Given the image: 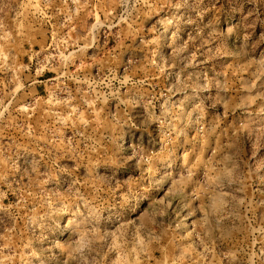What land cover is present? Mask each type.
<instances>
[{
	"label": "rangeland",
	"instance_id": "obj_1",
	"mask_svg": "<svg viewBox=\"0 0 264 264\" xmlns=\"http://www.w3.org/2000/svg\"><path fill=\"white\" fill-rule=\"evenodd\" d=\"M0 264H264V0H0Z\"/></svg>",
	"mask_w": 264,
	"mask_h": 264
}]
</instances>
